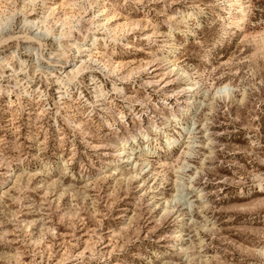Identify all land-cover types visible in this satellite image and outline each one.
<instances>
[{
  "label": "rangeland",
  "instance_id": "374dc122",
  "mask_svg": "<svg viewBox=\"0 0 264 264\" xmlns=\"http://www.w3.org/2000/svg\"><path fill=\"white\" fill-rule=\"evenodd\" d=\"M0 264H264V0H0Z\"/></svg>",
  "mask_w": 264,
  "mask_h": 264
},
{
  "label": "bare ground",
  "instance_id": "6f19581e",
  "mask_svg": "<svg viewBox=\"0 0 264 264\" xmlns=\"http://www.w3.org/2000/svg\"><path fill=\"white\" fill-rule=\"evenodd\" d=\"M186 19V18H185ZM3 36V35H2ZM5 37V36H4ZM12 36H10V37H8V38H4L3 39V41H6L7 39H9V38H11ZM134 138H136L135 136H134ZM133 138V139H134ZM126 145H127V141H124V143H123V145H122V147H121V155H123L124 153H125V151H126Z\"/></svg>",
  "mask_w": 264,
  "mask_h": 264
}]
</instances>
